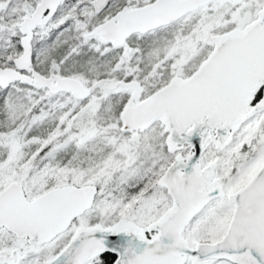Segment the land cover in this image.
Wrapping results in <instances>:
<instances>
[{
    "label": "snow or ice",
    "instance_id": "snow-or-ice-1",
    "mask_svg": "<svg viewBox=\"0 0 264 264\" xmlns=\"http://www.w3.org/2000/svg\"><path fill=\"white\" fill-rule=\"evenodd\" d=\"M0 264H264V0H0Z\"/></svg>",
    "mask_w": 264,
    "mask_h": 264
}]
</instances>
